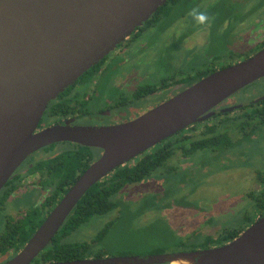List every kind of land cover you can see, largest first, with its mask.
I'll list each match as a JSON object with an SVG mask.
<instances>
[{"label":"water","instance_id":"water-1","mask_svg":"<svg viewBox=\"0 0 264 264\" xmlns=\"http://www.w3.org/2000/svg\"><path fill=\"white\" fill-rule=\"evenodd\" d=\"M166 0H0V190L34 152L58 142L101 150L21 249L2 264H34L81 196L161 141L217 113L228 97L264 77V47L213 71L126 123L55 124L37 130L48 105ZM264 264V216L232 240L195 251L105 256L38 264Z\"/></svg>","mask_w":264,"mask_h":264},{"label":"flooded vegetation","instance_id":"flooded-vegetation-1","mask_svg":"<svg viewBox=\"0 0 264 264\" xmlns=\"http://www.w3.org/2000/svg\"><path fill=\"white\" fill-rule=\"evenodd\" d=\"M252 1L253 0H245L240 16H226L224 18H218L219 21L217 28L214 26L213 21L217 17L215 9H217V11L221 9L219 2L206 3L203 2V0H197L194 1V3H191L187 0H179V2L173 3L176 5L174 6V9H170L168 11L164 9L159 11L160 13L153 17L152 15L157 12V9L149 19H147L142 25L136 27L126 39L121 41L111 52L105 55L94 66H92L93 68H91V71L88 74H86L81 79L78 77L71 85L65 88L60 94L56 96L54 100L51 101L52 103H55L58 99L68 98V105L65 108V113H56L51 115L47 113L45 109L38 123L37 130L63 123L80 125L77 123L78 120L88 118H93V120L97 119L94 120L97 122V124L90 126H112L126 123L139 117L149 109L159 105L170 97L178 94L186 87L192 85L213 71L224 68L251 56L264 47V1ZM251 2L253 5L247 7ZM182 8L185 9V13H181L177 16H168L169 13ZM260 8H263V14L259 12ZM198 13L204 14L205 20L203 22L197 19ZM253 17L255 18L253 19ZM238 26L241 27L238 28ZM224 30L226 32L224 34L225 43L220 46L213 41L221 37ZM167 31L170 33L167 34ZM160 35L165 37H161ZM157 36L161 38L156 39ZM248 36L253 38L252 45L246 48L240 47L239 42L241 39ZM199 39H201V41H199ZM231 43H233V45ZM212 45L214 47H212ZM179 46L182 47V52H190L198 60L197 62L192 61V59H190L188 56V59L190 60L187 63L188 67L186 70L176 66L172 60L173 51H175V48ZM206 47L213 49L218 53L214 54V52H212L213 50L208 51ZM220 47H222V50H220ZM223 50H227L229 52L224 55V57H220L218 54H220V52ZM155 54L159 55V57H161L163 60L160 69L156 67L158 64L152 63L153 56ZM159 59L160 58L157 57L155 61H158ZM150 67L153 69L154 74H149L152 73L147 69ZM200 74L202 76H200ZM255 82L244 87V89L247 87H252ZM252 91L253 90H250V92ZM244 93L246 94V101H233V97L231 98L230 96L217 105L214 109L238 106L232 111L227 112V114L233 115V111L238 109L240 106L249 105L264 98V93L258 96H251L249 92ZM242 116L243 114L240 113V117ZM208 119L197 123H203ZM259 127L263 128L264 124L257 125V127L252 130L247 128L244 132L247 131L251 135L253 132H256V130H259ZM238 131H232V133H235L233 136H238L236 140H233L235 143L244 141V139H241V132L238 133ZM198 132L199 129H196V131H191L190 133L194 134ZM69 143L72 142L54 143L34 152L29 157H27L10 176V178L15 176L14 184L16 186L12 193L0 206V219L3 221L0 232L4 228L9 217L13 219L21 218L30 207L37 206L38 204H36L35 201H33L34 204L24 203L23 197L31 190L38 189L30 183V185L27 186L21 193L22 196L18 198L19 200L17 199L16 201L23 205L22 207H25L24 212L19 215L2 214L3 208L6 207L11 197H14V195L19 191V188L25 183V178L35 176L36 180H34V182L36 185L40 186L39 191H48L47 186L41 185L40 182L43 177L38 172H27L31 164L41 158H48L65 148H69ZM56 147L62 149L58 152H54ZM234 147L235 146L223 148L219 152L225 153ZM198 152L215 153L218 151H215L213 148L205 150L202 149L196 150L186 156L181 155L180 151L175 153H179V157L186 158ZM100 154L101 150L99 151V154L96 158H98ZM174 154L170 156L165 165L170 162L172 157L174 158ZM261 165L264 168V160H262ZM149 177L150 176L145 177L139 183H143V181L147 180ZM252 185L254 189H249L246 192V198L247 201L251 200L252 202L253 212L252 215L248 216V218L254 222L256 219L262 216H260L259 212L256 211L254 207V201L250 197V194L252 193L255 198H259L261 196L262 192L264 191V171H256L255 184ZM123 190L124 188L120 189L115 197H117L118 194H120ZM121 203L126 204V202ZM15 204V201H13V205ZM127 205L129 204L127 203ZM244 222H246V218L244 219ZM250 224L245 225L244 229ZM16 253L17 252L9 251L3 255H0V264L9 260Z\"/></svg>","mask_w":264,"mask_h":264},{"label":"rangeland","instance_id":"rangeland-1","mask_svg":"<svg viewBox=\"0 0 264 264\" xmlns=\"http://www.w3.org/2000/svg\"><path fill=\"white\" fill-rule=\"evenodd\" d=\"M187 1L194 3L197 0ZM255 1L259 0L252 2ZM203 2L220 3L221 9H218L219 11L215 9L217 17L213 21L217 28L218 18L240 16L245 0H203ZM252 2L247 7L253 5ZM259 12L263 14V8H260ZM181 13H185L184 8L169 13L168 16H177ZM169 33L167 31V34ZM225 33L224 30L221 37L212 41L222 46L225 43ZM161 37L157 36L156 39ZM252 42L253 38L244 37L239 42V46L246 48L252 45ZM206 49L213 50L208 47ZM212 52L218 53L214 50ZM228 52L223 50L218 55L224 57ZM188 56L192 61H198L190 52H182V47L179 46L173 51L172 60L176 66L186 70L190 60ZM157 57L160 59L155 61ZM162 62L159 55L153 56L152 63L158 64L156 67L159 69ZM147 69L152 72L149 74H154L151 67ZM250 90L253 91L250 92ZM244 92H249L251 96L263 94L264 78L259 79L252 87L236 92L231 98L233 97V101H246ZM94 120L93 118L82 119L77 123L90 126L97 124ZM237 138L238 136L232 138V141ZM234 146L225 153L198 152L186 158L179 157V153H175L174 158L172 157L168 164L158 168L143 183L137 182L138 184L124 186V190L115 197L118 202L128 203L131 209L137 208L141 200L146 205V209L130 223L129 229L138 230L141 226L145 228L140 234L133 236L131 232L121 234L122 226L118 222L112 236L114 248L110 256H118L120 252L125 253L126 256L151 255L158 247L162 249V253L177 252L179 249L185 251L190 247L176 248L174 244L183 241L195 245L205 236H216L225 228H243L246 225L244 219L253 212L252 202L247 201L246 192L254 189L252 184H255L256 171H264L261 165L264 158V127H259V130L245 137L244 141L235 143ZM61 149L56 147L54 152ZM24 180H26L25 183L14 197H11L6 207L3 208L2 214L19 215L24 212L25 207L16 201L30 183L38 189L31 190L23 197L26 204H32L35 201L37 205H40L50 192L49 188V192L39 191L40 186L34 182L35 176ZM117 213L118 208L103 217L92 219L73 232L69 240L79 242L90 240L103 223L115 218ZM2 222L0 219V229Z\"/></svg>","mask_w":264,"mask_h":264},{"label":"trees","instance_id":"trees-1","mask_svg":"<svg viewBox=\"0 0 264 264\" xmlns=\"http://www.w3.org/2000/svg\"><path fill=\"white\" fill-rule=\"evenodd\" d=\"M175 2H179V0H166L165 4L160 6L152 16L155 17L160 13L159 11L164 9L166 11L174 9L173 3ZM91 68L83 73L79 79L88 74ZM200 76L202 75L200 74ZM67 105L68 98L58 99L55 103L50 101L46 112L51 115L56 113L63 114ZM240 113L243 114L242 117H240ZM260 124H264V98L255 103L240 106L233 111V115H229L227 112L224 114L217 113L203 123H197L185 130H181L179 133L143 152L132 161L116 168L109 175L93 184L81 196L50 243L34 258L32 263L62 262L110 256V252L114 248L112 236L118 222L122 226L121 234L131 232V236H133L134 234H140L145 228L141 226L138 230L129 229L130 223L146 209V205L141 200L137 208L131 209L129 205L118 202L115 196L120 189L150 176L153 171L165 165L170 156L177 151H180L183 156L196 150L210 148L219 152L223 148H230L235 145L232 138L237 136H233L235 134L232 133L233 130H239L238 133L241 132L242 134L241 139H244L250 135L249 132H244L245 129L249 128V130H252ZM196 129H199L198 133H190L191 131H196ZM69 145V148H65L48 158H41L33 162L28 168V173L38 172L43 177L40 183L42 186L50 188V192L40 205L30 207L21 218L13 219L9 217L7 219L4 228L0 232V255L9 251L17 252L22 248L48 212L77 177L88 167L90 162L97 157L100 151L78 144L69 143ZM14 180L15 176H12L1 188L0 206L15 188ZM250 197L254 201L256 211L259 212L260 216H263L264 191L259 198H255L252 193ZM116 208H119L116 217L103 223L90 240L80 242L69 240L70 235L78 228L94 218L105 216ZM251 222L246 217V225ZM243 228H225L216 236L207 235L198 240L195 244L196 246L183 241H178L174 245L176 248L189 246L190 248L187 250L219 246L235 238ZM154 251L153 254L162 253V249L159 247L154 249ZM178 251L184 250L179 249ZM124 255L125 253L120 252L118 256Z\"/></svg>","mask_w":264,"mask_h":264},{"label":"clouds","instance_id":"clouds-1","mask_svg":"<svg viewBox=\"0 0 264 264\" xmlns=\"http://www.w3.org/2000/svg\"><path fill=\"white\" fill-rule=\"evenodd\" d=\"M197 19L201 22H203L205 20V16L203 13H198L197 14Z\"/></svg>","mask_w":264,"mask_h":264},{"label":"bare ground","instance_id":"bare-ground-1","mask_svg":"<svg viewBox=\"0 0 264 264\" xmlns=\"http://www.w3.org/2000/svg\"><path fill=\"white\" fill-rule=\"evenodd\" d=\"M172 264H178L177 262H174V263H172Z\"/></svg>","mask_w":264,"mask_h":264}]
</instances>
